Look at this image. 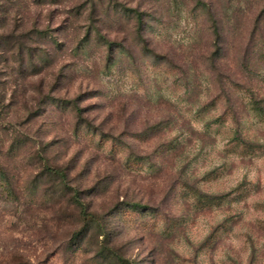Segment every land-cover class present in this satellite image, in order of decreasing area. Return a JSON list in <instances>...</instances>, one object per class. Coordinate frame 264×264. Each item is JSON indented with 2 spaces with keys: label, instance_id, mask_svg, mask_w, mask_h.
<instances>
[{
  "label": "rangeland",
  "instance_id": "374dc122",
  "mask_svg": "<svg viewBox=\"0 0 264 264\" xmlns=\"http://www.w3.org/2000/svg\"><path fill=\"white\" fill-rule=\"evenodd\" d=\"M93 4L0 30V264H264V0Z\"/></svg>",
  "mask_w": 264,
  "mask_h": 264
},
{
  "label": "trees",
  "instance_id": "16d2710c",
  "mask_svg": "<svg viewBox=\"0 0 264 264\" xmlns=\"http://www.w3.org/2000/svg\"><path fill=\"white\" fill-rule=\"evenodd\" d=\"M22 2V0H21ZM94 0H90V4L93 6L94 4ZM20 4V0H0V30L4 29V26H7L8 21H12L13 23V30L15 29V27H17L18 22L21 20L20 18L23 17L24 15H28L29 14V8L27 6H24V8H26V10H24V15L23 13H21V11L24 8H20L18 5ZM121 8V13L124 14H129L131 13V16H133L134 21H135V29L138 35H140L139 31L141 30V27L143 25V18L142 16L144 15V12L139 11L136 8H126L123 4H120L119 6ZM97 30V28H96ZM97 33L100 35L99 30H97ZM97 34V35H98ZM98 35V36H99ZM16 37V36H14ZM13 37V38H14ZM141 37V36H140ZM4 38V35L2 33H0V39ZM142 39V38H141ZM101 40L103 41L104 45L107 46L108 50H112L113 44L114 42L111 40H108L106 37L104 38V36L101 37ZM16 42H18L19 44V48L22 47V41L21 40H15ZM21 51L18 50V52ZM31 58V56H29ZM44 169L45 171L50 174V175H54L57 176L59 178H61V180L63 181V185H65V174L62 170H59L55 167H52L50 165L44 164ZM77 197V191L74 192L73 194V201L75 202V205L78 206L79 208V215L80 217L83 219V222L85 224L91 223L95 220H97L96 216H94L91 213L86 212V210H84V208H82V204H80V202L77 201L76 199ZM131 209H142V207H140L139 204H131L129 205ZM120 262H123L124 260L119 259Z\"/></svg>",
  "mask_w": 264,
  "mask_h": 264
}]
</instances>
